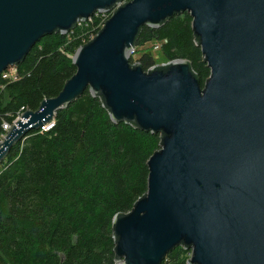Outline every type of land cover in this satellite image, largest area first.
Wrapping results in <instances>:
<instances>
[{
	"label": "water",
	"instance_id": "1",
	"mask_svg": "<svg viewBox=\"0 0 264 264\" xmlns=\"http://www.w3.org/2000/svg\"><path fill=\"white\" fill-rule=\"evenodd\" d=\"M109 12L60 94L0 139V165L88 89L114 123L160 134L146 195L113 218L116 264H161L176 247L187 264H264V0H0V75L44 37ZM183 13L210 70L203 85L186 60L167 61L166 41L135 47L143 26Z\"/></svg>",
	"mask_w": 264,
	"mask_h": 264
},
{
	"label": "trees",
	"instance_id": "2",
	"mask_svg": "<svg viewBox=\"0 0 264 264\" xmlns=\"http://www.w3.org/2000/svg\"><path fill=\"white\" fill-rule=\"evenodd\" d=\"M92 27H76L80 36L67 47L66 35L44 37L17 64L15 80L0 79V139L3 123L12 125L19 113L36 112L60 94L76 73L64 52L87 43ZM156 41H166L167 61L186 60L205 83L210 70L190 15H175L158 29L143 26L135 47ZM137 61L144 71L155 65L151 52ZM159 135L114 123L88 89L56 113L47 132L23 135L0 165V264H116L112 221L146 195L147 163L160 149ZM175 249L161 264H187L185 249Z\"/></svg>",
	"mask_w": 264,
	"mask_h": 264
},
{
	"label": "built area",
	"instance_id": "3",
	"mask_svg": "<svg viewBox=\"0 0 264 264\" xmlns=\"http://www.w3.org/2000/svg\"><path fill=\"white\" fill-rule=\"evenodd\" d=\"M111 15H112V12H109V13H95L93 16L89 17L87 19V21L79 22L76 27H78V28L80 27V29H82V26H85L87 29H89V28L92 27V25H95L94 28L92 27V32H91V34L89 36V40H91L96 35V34H94L95 31L98 32L104 26V22ZM73 32H74V30H72L70 33H73ZM15 78H16V66L7 69L6 71L2 72L1 75H0V79L1 80H15ZM3 89H4V85L0 84V91L3 90ZM20 114L21 113H19L15 117V119L13 121V124L21 118ZM13 124L9 125L8 123H3V130L6 131V133H7L10 130V128L13 126ZM53 125H54V123L46 124L43 127H41L40 130L42 132H47L50 128L53 127Z\"/></svg>",
	"mask_w": 264,
	"mask_h": 264
},
{
	"label": "rangeland",
	"instance_id": "4",
	"mask_svg": "<svg viewBox=\"0 0 264 264\" xmlns=\"http://www.w3.org/2000/svg\"><path fill=\"white\" fill-rule=\"evenodd\" d=\"M80 28V27H79ZM82 29H85V31H86V27L85 26H82ZM82 29H80V30H82ZM79 30V31H80ZM78 36H80V34H76V32L75 33H69L68 35H66V37H67V43H66V45H64V47H67L69 44H71V42L72 41H74V39L75 38H78ZM89 39V38H88ZM63 47V48H64ZM62 48V49H63ZM64 54L66 55V57L67 58H69V59H72V56L74 55V54H72V53H68V52H64ZM21 119V118H20ZM19 119V120H20ZM4 137V136H3ZM9 163H8V161H6V162H4V164H3V168H5L7 165H8ZM179 249L180 250H182L183 248H181V247H178V248H176L175 250L176 251H179ZM183 257H184V259H186V261L187 260H189L190 259V257H191V251L190 250H185V254L183 255Z\"/></svg>",
	"mask_w": 264,
	"mask_h": 264
}]
</instances>
